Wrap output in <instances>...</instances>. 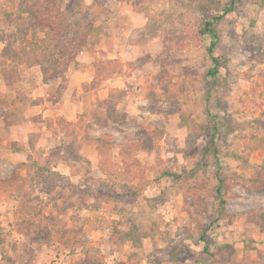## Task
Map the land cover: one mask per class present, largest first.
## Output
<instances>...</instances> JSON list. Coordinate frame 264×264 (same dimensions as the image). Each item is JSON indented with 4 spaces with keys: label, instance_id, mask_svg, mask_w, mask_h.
I'll return each mask as SVG.
<instances>
[{
    "label": "rangeland",
    "instance_id": "374dc122",
    "mask_svg": "<svg viewBox=\"0 0 264 264\" xmlns=\"http://www.w3.org/2000/svg\"><path fill=\"white\" fill-rule=\"evenodd\" d=\"M68 2L0 0V36L38 16L49 72L110 59L130 78L110 94L117 121L91 101L52 156L40 147L19 164L0 143V264H55L60 251L59 264H264V0L215 23V76L201 29L227 0ZM18 72L32 101L41 68Z\"/></svg>",
    "mask_w": 264,
    "mask_h": 264
},
{
    "label": "crops",
    "instance_id": "0c3cea01",
    "mask_svg": "<svg viewBox=\"0 0 264 264\" xmlns=\"http://www.w3.org/2000/svg\"><path fill=\"white\" fill-rule=\"evenodd\" d=\"M82 55L88 57L84 59L86 63H91L90 60L93 58L92 52L84 51ZM75 59L77 60L78 58L76 57ZM92 72L94 73V71L91 70L90 73L88 71L87 74H85L80 70V73L74 76L69 68L66 88L59 92L58 81H43L42 74H38L34 80L29 79V83H32V85L30 84L28 87L31 88L32 91L34 90L32 101H30V96L28 99L29 101H27V99L25 101L24 99L27 94V86L23 83V78L20 83H15L13 85H6L3 81H0V113L4 112L0 114V143L6 146L9 144L14 146V148L9 151L14 162H18L19 164L24 163L27 161V157L30 154L32 155L34 150L40 147L41 149H47L54 146V148L44 153V155L49 154L52 156V149L56 150L62 148L61 145L64 144L62 142L65 141V136H68L65 133L73 129L76 122H78V116L83 112L89 115V109L87 108L91 101L96 102L93 106L97 109V113L100 117L102 116L112 121L108 117L106 109L98 105V101L104 99L112 100L110 94L116 89L117 85L120 86L122 81L121 78L126 80L130 77L128 75L122 76L120 74H114L103 80L102 86L90 89L88 83L93 78L91 75ZM84 85L89 88L84 89ZM103 86H106V88L102 89ZM115 100L116 99H113L115 103V112L117 113L123 101H120V103ZM9 111L11 112L6 116ZM58 118H61L69 125L68 130H61L60 127H58ZM83 138L82 142L85 140V137ZM3 149L5 148L3 147ZM60 162L65 163L66 161L64 159L58 161V163ZM19 169L21 170L22 166ZM262 253L264 254V228H262ZM263 258L262 256V259Z\"/></svg>",
    "mask_w": 264,
    "mask_h": 264
},
{
    "label": "trees",
    "instance_id": "16d2710c",
    "mask_svg": "<svg viewBox=\"0 0 264 264\" xmlns=\"http://www.w3.org/2000/svg\"><path fill=\"white\" fill-rule=\"evenodd\" d=\"M240 0H227V3L225 7L220 9L217 13H215L211 19L207 20L201 31L208 37H210V42L206 47L207 55L211 61V66L207 70L208 76H215L219 72V60L218 57L214 54L213 50L219 40V36L217 33V30L215 29L214 25L217 21L221 20L224 15L231 12L234 9L235 4ZM83 0H69L68 4L65 6L66 9L71 6V9L74 10V8L78 9L77 6L82 4ZM75 3V4H74ZM92 6H94V3H92ZM42 21L40 20V17H36L35 22L30 24V26H23L19 28L20 30L11 38L1 37L0 41L3 43V47L0 51V74L2 76V80L4 84L6 85H13L17 83L20 80V75L18 72V66L20 64H25L26 66H39L41 68L42 72V78L44 81L48 80H55L58 81V92L64 88H66V85L68 83V78L65 74L67 71L68 66H64L61 70H57L56 68L53 71H48L49 67L46 66V62L51 63V65L59 66L57 65V59L51 60L48 59L46 62L43 61L39 57V45L46 42L47 38L49 37V31L46 30V28H43ZM24 25V24H23ZM29 25V24H28ZM41 31L43 33V36L39 37L38 33ZM82 46V45H81ZM75 48V52H72V56H74L78 50H80V47ZM117 63L114 60H105V61H93L92 65L94 67V75L93 78L90 81V84L88 85L90 89H94L99 84L107 79L108 77L114 75V74H120L119 67L117 68ZM110 65L113 66V68H110ZM159 75V76H158ZM156 76L157 83H161L162 75L161 73ZM84 85V89H88L89 87ZM112 98L107 100H99L98 105L104 109H106V113L108 117L113 121H117V115L114 108V101ZM116 101V100H115ZM58 127H60L61 130H68V124L64 122L61 118L57 119ZM210 144L212 147L211 151L214 156L217 155V148L215 144V136L212 134L210 136ZM209 148L208 151H209ZM22 164V163H21ZM219 164V163H218ZM217 174L220 173V166H218ZM219 197V208H223L225 200L222 198L221 194L218 192ZM264 220V215H262V222ZM262 228H264V223H262ZM127 236H124L123 239L125 240ZM203 239V238H201ZM207 246V244H206ZM206 246H204V249H206Z\"/></svg>",
    "mask_w": 264,
    "mask_h": 264
},
{
    "label": "built area",
    "instance_id": "2783aa9c",
    "mask_svg": "<svg viewBox=\"0 0 264 264\" xmlns=\"http://www.w3.org/2000/svg\"><path fill=\"white\" fill-rule=\"evenodd\" d=\"M65 256H66V252H62V251H60V252H56V255H55V264H59V263H57L58 261L60 262V261H62L64 258H65Z\"/></svg>",
    "mask_w": 264,
    "mask_h": 264
}]
</instances>
